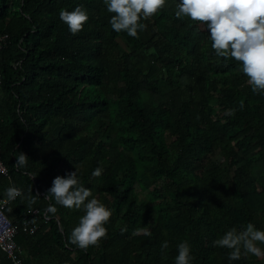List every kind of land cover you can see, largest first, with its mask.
Listing matches in <instances>:
<instances>
[{
	"label": "trees",
	"instance_id": "trees-1",
	"mask_svg": "<svg viewBox=\"0 0 264 264\" xmlns=\"http://www.w3.org/2000/svg\"><path fill=\"white\" fill-rule=\"evenodd\" d=\"M178 2L142 19L137 39L112 29L103 0H0V199L23 192L5 213L24 264H175L185 241L191 264H264L212 246L232 227L264 230V94L215 54L205 25L175 17ZM77 6L89 19L73 36L59 13ZM76 169L112 212L87 250L69 242L83 209L44 199Z\"/></svg>",
	"mask_w": 264,
	"mask_h": 264
},
{
	"label": "clouds",
	"instance_id": "clouds-1",
	"mask_svg": "<svg viewBox=\"0 0 264 264\" xmlns=\"http://www.w3.org/2000/svg\"><path fill=\"white\" fill-rule=\"evenodd\" d=\"M166 2L167 0H103L107 11L114 14L109 21L112 29L117 33L126 32L128 36L137 39L138 33L147 27L141 20L155 16L166 6ZM176 9V18L187 17L205 25L215 54L239 62L253 93L264 94V0H179ZM59 16L73 36L83 30L89 19L83 6H77L72 11L62 9ZM243 108L244 104L241 102L240 109ZM235 111L236 109H227L226 114L234 115ZM28 161L27 155L19 152L15 164L18 168H27ZM102 172L103 168L97 167L92 175L100 177ZM5 196L11 201L23 197V192L13 185L5 190ZM37 197L38 194L32 196L29 204L35 203ZM44 199H54L56 204L68 209H83L84 215L69 236L71 244L87 250L90 246H99L101 240L107 238L106 225L110 222L112 212L92 195L91 189L81 184L77 169L64 177H55ZM49 211L55 213L56 208L50 206ZM258 244L264 245V230L257 229L251 222L241 231L232 227L222 237L212 241L213 247L230 250V262L241 258L242 249L245 255L264 256V249ZM168 247V241L161 243V251ZM177 249L175 264H191L194 257L189 243L181 242Z\"/></svg>",
	"mask_w": 264,
	"mask_h": 264
},
{
	"label": "built area",
	"instance_id": "built-area-1",
	"mask_svg": "<svg viewBox=\"0 0 264 264\" xmlns=\"http://www.w3.org/2000/svg\"><path fill=\"white\" fill-rule=\"evenodd\" d=\"M5 37V34L0 35V47L2 46ZM0 171L4 172L1 163ZM8 201L7 198L0 199V249L7 255L11 264H24L23 257H21L23 250L15 241V236L18 230L5 213V207ZM32 213H36V210H33ZM35 225V223L31 224L29 219L22 220L20 224L23 231H26L27 229L33 231L34 228H36Z\"/></svg>",
	"mask_w": 264,
	"mask_h": 264
},
{
	"label": "crops",
	"instance_id": "crops-1",
	"mask_svg": "<svg viewBox=\"0 0 264 264\" xmlns=\"http://www.w3.org/2000/svg\"><path fill=\"white\" fill-rule=\"evenodd\" d=\"M36 213H37V210H36ZM36 213H32V217H30V219H29L30 222H31V224H34V223L36 224L35 227L38 225V220H37ZM33 215H34L35 217H34ZM46 219H47V218H46Z\"/></svg>",
	"mask_w": 264,
	"mask_h": 264
},
{
	"label": "rangeland",
	"instance_id": "rangeland-1",
	"mask_svg": "<svg viewBox=\"0 0 264 264\" xmlns=\"http://www.w3.org/2000/svg\"><path fill=\"white\" fill-rule=\"evenodd\" d=\"M217 157H219V155H217Z\"/></svg>",
	"mask_w": 264,
	"mask_h": 264
}]
</instances>
